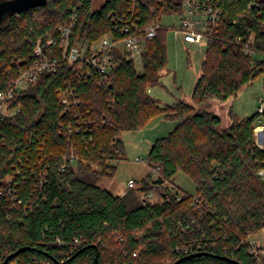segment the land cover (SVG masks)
Returning a JSON list of instances; mask_svg holds the SVG:
<instances>
[{"label":"trees","instance_id":"trees-1","mask_svg":"<svg viewBox=\"0 0 264 264\" xmlns=\"http://www.w3.org/2000/svg\"><path fill=\"white\" fill-rule=\"evenodd\" d=\"M202 1L216 3L221 16L202 56L192 104L161 107L148 93L166 66L163 29L145 43L141 72L116 54L105 78L77 83L74 65L63 62L8 104L18 112L0 120V264L24 248L6 264H174L195 253L203 254L178 264H232L221 258L258 264L247 236L264 229L258 175L264 149L254 142L264 111L241 119L231 114L230 125L221 127L207 101H225L264 75V58L256 57L264 56V0ZM129 2L104 0L92 10L91 0H47L7 15L0 24V90L32 62L34 40L52 38L48 54L57 52V28L73 13L72 40L91 43L121 26ZM137 2L138 28L181 12L175 0ZM68 87L75 95L64 105L58 96ZM159 115L175 126L151 145L150 171L135 182L140 189L115 196L98 187L125 159L121 134ZM178 172L193 181L194 194L172 186ZM191 219L199 229L182 233L178 224ZM182 246L191 250L184 254ZM259 261L264 264V256Z\"/></svg>","mask_w":264,"mask_h":264},{"label":"built area","instance_id":"built-area-1","mask_svg":"<svg viewBox=\"0 0 264 264\" xmlns=\"http://www.w3.org/2000/svg\"><path fill=\"white\" fill-rule=\"evenodd\" d=\"M180 9H186V15L182 18L180 26L175 29L176 37L180 38L185 44L197 45L206 47L208 41L212 38L214 32L218 28L220 21L221 10L218 5L211 1L202 0H178ZM138 2L130 0L128 6V17L124 18L121 26H116L113 31L101 36L98 40L91 43H81L72 40L73 28L75 26L76 14L73 13L69 22L57 28L59 43L56 46V53L48 54V49L54 46L52 38H46L43 43L41 39H36L30 43L32 62L20 68L14 79L10 81L3 89L0 90V120L4 117L12 116L18 110H9L8 104L13 100L15 95L28 84L37 81L43 73H55L58 71L63 62L74 65L72 77L75 82H86L94 77L105 78L110 74L116 54L127 61L135 60V57H140L144 51L145 43L156 37V34L161 30L160 20H155L146 24L142 28H138ZM118 33V36L115 35ZM47 50V51H46ZM242 51L248 53V48L244 47ZM68 85V84H67ZM74 90L70 87L59 93V100L62 104L68 105L74 99ZM261 106L257 112H263L264 101H261ZM258 175L264 181V171L260 170ZM126 189L139 190L134 181L127 183ZM172 193L176 191L171 188ZM146 196L153 198L152 193H147ZM176 200L180 201V196H176ZM196 206L197 200L194 197ZM197 211L199 206L195 208ZM201 214H199L200 216ZM178 228L182 233L193 232L198 230V224L194 219H191L185 224H178ZM250 253L253 258L257 259L259 264L260 256L263 257L261 248L257 243L250 240V235L247 236ZM180 250L186 254L191 250V246H182ZM138 254V251L133 253V257Z\"/></svg>","mask_w":264,"mask_h":264},{"label":"rangeland","instance_id":"rangeland-1","mask_svg":"<svg viewBox=\"0 0 264 264\" xmlns=\"http://www.w3.org/2000/svg\"><path fill=\"white\" fill-rule=\"evenodd\" d=\"M104 0H91V9L98 10ZM186 9L180 13L164 15L160 26L165 30L166 66L161 72L160 84L149 88L148 93L156 99L161 107L178 101L191 103V93L200 74V63L206 47L187 45L176 37L175 29L180 26ZM264 58V56H256ZM133 65L136 71H142L141 58L135 57ZM264 101V75L257 76L251 83L244 85L235 96L225 101L210 98L208 110L221 119V127L231 123V114L241 119L257 112ZM264 111V104H263ZM175 122L166 120L162 115L152 118L147 125L137 131L123 132L120 140L125 150V159L116 163V172L112 179L101 178L96 184L112 195L118 196L127 191L129 181H140L150 171L147 165L148 151L157 139L167 136ZM254 142L264 149V125L254 128ZM153 179H155L153 177ZM172 186L190 195L195 192V184L185 174L178 172ZM154 197V196H153ZM250 240L257 243L264 256V229L250 235Z\"/></svg>","mask_w":264,"mask_h":264},{"label":"water","instance_id":"water-1","mask_svg":"<svg viewBox=\"0 0 264 264\" xmlns=\"http://www.w3.org/2000/svg\"><path fill=\"white\" fill-rule=\"evenodd\" d=\"M178 4V0H175ZM47 0H7V1H0V24L4 20V18L9 14H20L24 12H28L34 8L44 6ZM26 250L19 249L15 253L7 256L2 264H6L9 260L15 258L19 255L22 251ZM203 253H195L189 256L183 257L177 260L174 264H178L184 260L191 259L197 256H201ZM222 260H226L232 264H240L234 260H230L227 258H221Z\"/></svg>","mask_w":264,"mask_h":264},{"label":"crops","instance_id":"crops-1","mask_svg":"<svg viewBox=\"0 0 264 264\" xmlns=\"http://www.w3.org/2000/svg\"><path fill=\"white\" fill-rule=\"evenodd\" d=\"M187 45H192V44H187ZM122 194H123V192L120 195H122Z\"/></svg>","mask_w":264,"mask_h":264}]
</instances>
